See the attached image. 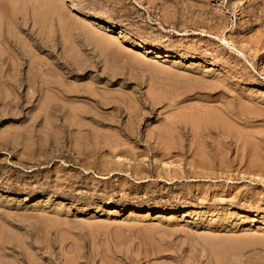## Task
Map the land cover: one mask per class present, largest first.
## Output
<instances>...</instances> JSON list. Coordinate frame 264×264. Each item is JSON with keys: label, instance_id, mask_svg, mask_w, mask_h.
I'll list each match as a JSON object with an SVG mask.
<instances>
[{"label": "rangeland", "instance_id": "374dc122", "mask_svg": "<svg viewBox=\"0 0 264 264\" xmlns=\"http://www.w3.org/2000/svg\"><path fill=\"white\" fill-rule=\"evenodd\" d=\"M0 264H264V0H0Z\"/></svg>", "mask_w": 264, "mask_h": 264}, {"label": "bare ground", "instance_id": "6f19581e", "mask_svg": "<svg viewBox=\"0 0 264 264\" xmlns=\"http://www.w3.org/2000/svg\"><path fill=\"white\" fill-rule=\"evenodd\" d=\"M255 12V11H254ZM216 16V15H215ZM258 16V15H257ZM262 16V15H261ZM254 18V17H253ZM262 20V19H261ZM262 23V22H261ZM249 24V23H248ZM109 30V29H108ZM129 41V40H128ZM131 43V42H130ZM148 51H147V53L148 54H152V53H154L153 52V50H150V49H147ZM155 55V54H154ZM156 55H158V54H156ZM168 57V56H167ZM175 63V62H174ZM215 148V147H214ZM119 212V211H118ZM116 214V213H115ZM133 215V214H132Z\"/></svg>", "mask_w": 264, "mask_h": 264}]
</instances>
